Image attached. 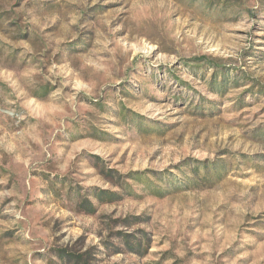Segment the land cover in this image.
I'll list each match as a JSON object with an SVG mask.
<instances>
[{
	"label": "rangeland",
	"instance_id": "rangeland-1",
	"mask_svg": "<svg viewBox=\"0 0 264 264\" xmlns=\"http://www.w3.org/2000/svg\"><path fill=\"white\" fill-rule=\"evenodd\" d=\"M0 264H264V0H0Z\"/></svg>",
	"mask_w": 264,
	"mask_h": 264
},
{
	"label": "trees",
	"instance_id": "trees-1",
	"mask_svg": "<svg viewBox=\"0 0 264 264\" xmlns=\"http://www.w3.org/2000/svg\"><path fill=\"white\" fill-rule=\"evenodd\" d=\"M208 60H210V61H206V65L209 66L211 69H213L214 73H217V71L220 67L218 62L214 61L213 58H210ZM200 62H202V61H200ZM236 84H237V82H236Z\"/></svg>",
	"mask_w": 264,
	"mask_h": 264
}]
</instances>
